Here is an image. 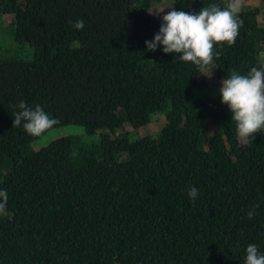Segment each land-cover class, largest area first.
Instances as JSON below:
<instances>
[{"label":"trees","instance_id":"16d2710c","mask_svg":"<svg viewBox=\"0 0 264 264\" xmlns=\"http://www.w3.org/2000/svg\"><path fill=\"white\" fill-rule=\"evenodd\" d=\"M0 3L16 44L34 50L31 61L0 60V264H245L249 244L264 255V129L242 142L207 77L145 45L162 24L157 7L198 13L228 0ZM261 11L242 4L236 42L214 45L218 86L264 69ZM21 100L58 121L48 131L78 126L96 141L31 150L48 131L13 125Z\"/></svg>","mask_w":264,"mask_h":264},{"label":"clouds","instance_id":"9594fccd","mask_svg":"<svg viewBox=\"0 0 264 264\" xmlns=\"http://www.w3.org/2000/svg\"><path fill=\"white\" fill-rule=\"evenodd\" d=\"M242 0H228L226 7L210 4L201 8L198 13L177 11L173 7L162 16V24L152 41H145L147 51H155L162 45L164 53L181 54L180 60L191 62L197 67V73L211 77L214 45H233L239 34L243 20L239 18ZM165 10V9H164ZM162 10L161 12H163ZM160 12V13H161ZM80 30L84 21L70 22ZM220 88L221 103L228 106L236 124L237 134L244 143L254 139L253 134L264 129V69L253 67L247 75L232 73L222 80ZM14 113L13 125L20 127L32 137H39L58 123L39 106L30 108L21 100ZM198 195L196 187L188 189V196L195 200ZM8 193L0 190V214L6 212ZM254 205L247 212L251 219L255 215ZM246 251L245 264H264V255L260 254L255 244H249Z\"/></svg>","mask_w":264,"mask_h":264},{"label":"rangeland","instance_id":"374dc122","mask_svg":"<svg viewBox=\"0 0 264 264\" xmlns=\"http://www.w3.org/2000/svg\"><path fill=\"white\" fill-rule=\"evenodd\" d=\"M242 4H244V6L254 4L259 5L260 8H262L258 21L259 25L261 27H264V0H242ZM168 6V4H164L162 6L157 7L156 15L158 19L162 20V16L167 12ZM3 7L4 4L0 3V60L31 61L34 57V50L27 45L16 44L14 40L13 16L10 15L8 12H5L3 10ZM162 10L164 11L161 12ZM261 57L262 61H264V53H262ZM207 81L208 83L205 89L206 93L211 97L216 98L220 94L219 90L221 87L215 83V80L213 79L212 75L210 78L207 77ZM146 131L153 137L157 136V124H151ZM204 133L205 135L210 134L209 127L205 128ZM62 136H70L82 143H88L89 139L94 142L97 139L95 137L87 138L84 135L82 128L72 125L51 129L44 136L32 142L29 147L31 150L37 151L43 146H46L51 140Z\"/></svg>","mask_w":264,"mask_h":264}]
</instances>
